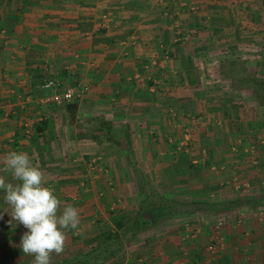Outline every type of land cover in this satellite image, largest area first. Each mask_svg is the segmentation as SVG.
<instances>
[{"label": "crops", "instance_id": "1", "mask_svg": "<svg viewBox=\"0 0 264 264\" xmlns=\"http://www.w3.org/2000/svg\"><path fill=\"white\" fill-rule=\"evenodd\" d=\"M229 60L262 65L264 0H0V160L28 153L61 207L80 214L51 264L137 210L142 186L121 147L150 185L179 200L254 188L264 110L225 78ZM50 79L60 86H42ZM67 87L80 92L75 103L52 100ZM187 133L190 152H175ZM0 175L15 182L2 163ZM256 210L177 215L104 264H264V206ZM11 212L0 192V264H34Z\"/></svg>", "mask_w": 264, "mask_h": 264}, {"label": "clouds", "instance_id": "2", "mask_svg": "<svg viewBox=\"0 0 264 264\" xmlns=\"http://www.w3.org/2000/svg\"><path fill=\"white\" fill-rule=\"evenodd\" d=\"M0 163L15 181L0 175V192L12 209L10 222L23 225L27 230L20 240L21 251L33 256L34 264H51L52 254L64 250L66 230L78 229L80 214L77 208L73 205L61 207L62 200L56 189L44 181L42 170L28 153L10 151Z\"/></svg>", "mask_w": 264, "mask_h": 264}, {"label": "trees", "instance_id": "3", "mask_svg": "<svg viewBox=\"0 0 264 264\" xmlns=\"http://www.w3.org/2000/svg\"><path fill=\"white\" fill-rule=\"evenodd\" d=\"M255 95L258 96L256 98L259 102L263 104L264 93L255 91ZM105 128L106 133H108L109 127L105 126ZM107 138L118 144L111 136H107ZM120 150L128 157V162L133 167L134 175L142 186L140 192L143 197L137 210L129 216L126 222L119 221L113 230L103 231L97 235L88 249L78 250L72 256L57 264H104L107 260L120 253L126 245L136 239L147 227L162 224L176 215L201 212L223 215L225 212L240 207L256 209L264 205V189L259 194H247L218 202L186 201L162 194L146 181L133 155L123 147Z\"/></svg>", "mask_w": 264, "mask_h": 264}, {"label": "rangeland", "instance_id": "4", "mask_svg": "<svg viewBox=\"0 0 264 264\" xmlns=\"http://www.w3.org/2000/svg\"><path fill=\"white\" fill-rule=\"evenodd\" d=\"M259 63L262 64V65L261 66H257L256 65L257 67H254V70H253V67H252V70L250 69L252 64H249V67H246L245 66V62L243 60H241V61L240 60L224 61L223 62V66L226 67L227 69H229V71H230L229 75L227 77H225V78L226 79H229L231 81V83H233V84L235 82V85H238L240 88H242L243 93L249 94L250 97L254 98V100L256 102V105H260V107L263 108L262 110H264V103L261 104L262 102H259V100L256 98L258 96L255 95V91L256 92L258 91L260 93H264V60H262ZM212 66L213 67L214 66H217L216 62L213 61V63L210 64V67H212ZM86 88L87 87H83L82 89L83 90H86ZM253 89H254V91H253ZM69 103H75V100L74 101H71ZM186 135H187V137L185 136L183 139H180L179 141H177L176 143H174V151L175 152H177V153H183V152L184 153H189L190 152L189 134L187 133ZM253 163H254V165H258V166H261L263 164L261 162V160L259 158H257V157L255 158V160L253 161ZM197 164H198V158H196V157L195 158H192L191 157L190 163L188 164V166H186V168L188 169L187 171L190 170V172H196L195 171V168H196V165ZM248 176L250 178L249 181H248V183H253V187L254 188L251 189V191H249L247 194H259L262 191V189H264V175L261 178L256 173L254 175L248 174ZM139 193L142 194L140 192V190H138V194ZM162 194H164V193H162ZM187 197H188V200L189 201H212L210 199L209 200H206L203 197H200L199 195H197L195 193H194V195L187 196ZM235 210L239 211L240 215H242V216H244V215L247 216V214H249V213H250V215H252V214H254L255 211H257L256 209L249 210L246 207H240V208L235 209ZM194 214H200L201 215V214H208V213L201 212V213H193V214H186V215H194ZM209 215L210 214H208V216ZM217 217H218V215H217ZM168 220H170V219H168ZM168 220L164 221L163 223L167 222ZM160 225L161 224L147 227V229H145L144 231H142L138 235V237H140L142 235L144 236L145 234L147 235L149 232H151L154 229V227H157V226H160ZM134 240H132L131 243ZM210 244H212L213 247H216L215 241L211 242Z\"/></svg>", "mask_w": 264, "mask_h": 264}, {"label": "built area", "instance_id": "5", "mask_svg": "<svg viewBox=\"0 0 264 264\" xmlns=\"http://www.w3.org/2000/svg\"><path fill=\"white\" fill-rule=\"evenodd\" d=\"M42 86L44 87H54V88H58L60 85L57 81L50 79V80H46ZM80 97V92L71 88V87H67L63 90H57L53 96H52V100L55 102H71L74 101L76 99H78ZM213 245L210 244L208 245V249H212Z\"/></svg>", "mask_w": 264, "mask_h": 264}]
</instances>
